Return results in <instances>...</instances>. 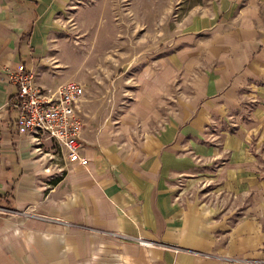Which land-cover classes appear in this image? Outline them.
I'll return each instance as SVG.
<instances>
[{"label":"crops","instance_id":"obj_1","mask_svg":"<svg viewBox=\"0 0 264 264\" xmlns=\"http://www.w3.org/2000/svg\"><path fill=\"white\" fill-rule=\"evenodd\" d=\"M48 1L0 0V264H264V0L190 18L115 120L83 117L85 166L16 129Z\"/></svg>","mask_w":264,"mask_h":264},{"label":"rangeland","instance_id":"obj_2","mask_svg":"<svg viewBox=\"0 0 264 264\" xmlns=\"http://www.w3.org/2000/svg\"><path fill=\"white\" fill-rule=\"evenodd\" d=\"M217 2L49 0L36 46L44 78L37 74L35 80L51 87L65 79L82 83L86 110L81 114L96 129L130 102L136 70L164 52L190 18L207 14Z\"/></svg>","mask_w":264,"mask_h":264},{"label":"built area","instance_id":"obj_3","mask_svg":"<svg viewBox=\"0 0 264 264\" xmlns=\"http://www.w3.org/2000/svg\"><path fill=\"white\" fill-rule=\"evenodd\" d=\"M8 79L16 87L12 102L18 110L16 129L30 132L36 139L40 134L53 139L63 152L64 160L87 165L81 138L85 124L80 109L83 85L75 80L62 81L55 87L38 85L34 70L21 61L8 70ZM139 241L150 244L141 239Z\"/></svg>","mask_w":264,"mask_h":264}]
</instances>
